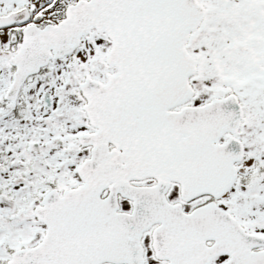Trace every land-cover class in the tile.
I'll return each instance as SVG.
<instances>
[{"label": "snow or ice", "instance_id": "6c2138e0", "mask_svg": "<svg viewBox=\"0 0 264 264\" xmlns=\"http://www.w3.org/2000/svg\"><path fill=\"white\" fill-rule=\"evenodd\" d=\"M0 264H264V0H0Z\"/></svg>", "mask_w": 264, "mask_h": 264}]
</instances>
